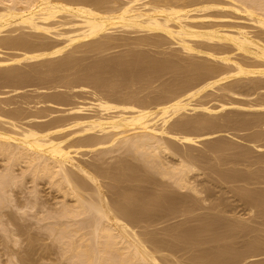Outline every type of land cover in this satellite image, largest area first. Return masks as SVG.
<instances>
[{"label":"bare ground","instance_id":"6f19581e","mask_svg":"<svg viewBox=\"0 0 264 264\" xmlns=\"http://www.w3.org/2000/svg\"><path fill=\"white\" fill-rule=\"evenodd\" d=\"M124 33L131 34L129 39L140 33L138 39L132 37L136 44L169 42L188 60L173 62L169 56L165 64L144 53L127 52L107 62L85 64L76 55L126 44ZM168 66L169 78L165 76ZM72 75L78 78L70 80ZM163 77L168 79L165 90L157 95L142 97V91L128 90L131 82L143 85L140 90L155 78L166 80ZM76 81L81 89L86 85L99 90H87L93 95L89 104L78 99L74 103L76 92L75 99L67 92L35 97L19 93L30 86H36L35 91L63 86L70 90ZM1 87L11 89L4 91L7 94L18 92L12 101L11 97L0 100V160L5 161L4 169L0 168V211L14 202L13 193L20 191L16 190L23 179L30 178L34 188L35 201L24 204L27 208L38 203L44 208L47 202L40 204L43 200L36 188L42 183L50 186L55 191L53 208L48 214L40 212L52 220L46 221L48 227L57 228L55 238L64 240L78 264H167L169 254H163L167 260L159 254H173L177 245L167 241L171 247L165 246L166 242L155 240L159 229L156 236L145 229L203 221L196 212L218 210L225 200L214 204L210 200L208 206L199 202L208 201L202 195L212 193L210 189L217 195L243 187L236 200L244 206L234 201L236 206L231 207L228 200L230 205L224 203L222 210L242 207L264 217V0H0ZM210 90L234 98L219 99L217 107L197 100ZM46 103L55 109L39 106ZM62 106L66 108L58 109ZM228 109L238 111L233 112L237 115L214 118L216 112ZM233 130L251 131L244 136L247 144L239 145L241 151L236 153L237 144L222 139L237 137ZM56 193L61 200L55 201ZM220 216L209 215L214 219L206 222L216 225L213 222H221ZM181 231L174 237L184 236ZM256 248L250 256L258 255ZM229 255L225 256L230 261L234 255Z\"/></svg>","mask_w":264,"mask_h":264},{"label":"rangeland","instance_id":"374dc122","mask_svg":"<svg viewBox=\"0 0 264 264\" xmlns=\"http://www.w3.org/2000/svg\"><path fill=\"white\" fill-rule=\"evenodd\" d=\"M118 34V33H117ZM129 34V33H128ZM127 33L125 34L124 33V35L123 36H127V41L126 42H128L129 43V41L131 42V43H133V44H131V45H129L128 43H126V44H121V45H118V46H116V47H114V48H112V49H110V50H108V51H105V52H99V51H89V52H77L76 53V55H78V56H80V57H82L83 58V63H85V64H90V63H92L93 61H95V60H103L104 62H107V60L108 59H110V58H113L114 56H120V55H123V54H126L127 52H136V53H144V54H146L147 56H150V57H148L150 60H154L155 59V61L157 62V60H158V62H164L165 63V61H167L168 63L170 62L169 61V59L168 58H170L171 56H175L176 57V59L174 60V58L173 57H171V60L174 62V61H176V60H180V61H182V62H185L186 61V58H187V60H188V57H187V55L185 54V53H182L180 50H179V47H177L176 45H172L171 43H169V42H167V43H164V44H161L162 46H160V45H155V46H153V45H141V44H136L137 43V40H135V39H138L140 36H141V34L139 33V37H137L138 36V34H136V35H134V34H132V36H131V38L129 39V36L131 35H128ZM118 35H122V34H118ZM144 36H148V35H145V34H143ZM134 36V38L135 39H132V37ZM153 38H155V39H158V37L156 38V37H153ZM129 40V41H128ZM131 40H135L134 42H132ZM128 44V45H127ZM157 46V47H156ZM160 46V47H159ZM178 50V51H177ZM73 51H75V50H73ZM172 52V53H171ZM168 53H170L169 55H168ZM175 53V54H174ZM177 53V54H176ZM179 54V55H178ZM165 55H167V56H165ZM178 55V56H177ZM182 57H181V56ZM170 56V57H169ZM164 57H166V59H168V60H166V59H164ZM180 59H179V58ZM185 57V58H184ZM160 58L162 59V60H164V61H162V60H160ZM183 58H184V60H183ZM88 62V63H87ZM165 63V64H168V63ZM164 63H162V64H164ZM25 68H28V67H25ZM77 68H79V67H77ZM167 70V71H166ZM165 71H166V74L167 75H165L166 77L168 76V78L170 77V72H168V71H170V68H169V66L165 69ZM82 74L81 75H84L85 74V71H80ZM79 72V73H80ZM169 74H168V73ZM84 73V74H83ZM165 74V73H164ZM81 75H79V76H81ZM76 77L77 75H72V77ZM71 76H70V80H75V79H77L78 77H74V78H72ZM166 77L164 78L163 77V80L164 79H166ZM168 79H166V80H164V81H162V80H158V79H153L152 81H151V83L152 84H150L149 83V85H148V87L146 88V87H143L144 89H140L139 90V88H142V86H140L137 82H131V84H134L132 87H131V84L129 83L128 85H130V86H128V88H130V89H128L129 91H135V89L137 90V91H139V92H141L140 93V95L142 96V97H145V96H148V95H151V96H154V94L155 95H157L156 93H161L160 91H162V92H164V88H165V84H163L165 81H167ZM154 81V82H153ZM162 81V82H161ZM81 83V81H79V84ZM75 84V83H74ZM136 84H138L137 86H136ZM162 84L164 85V87L162 86ZM76 85H78V82L76 81ZM74 86V88L72 89V88H70V90H72V91H70L69 90V88L68 87H66V88H64V86L63 87H57L56 89L55 88H43V89H40V90H34L33 88L34 87H36V86H30V87H28V88H25V90L23 89V91L21 90L19 93L22 95V96H30V97H35V96H37L39 93L40 94H42V95H46V93H47V95H55L56 93H61V94H65L66 92V95H68V96H70V95H72V96H70V97H73V99H75L77 96V98H76V101L75 100H73L72 98V100L74 101V103L75 102H78V100H81V103H83V104H89V102H90V98L91 99H93V95H90V94H92V93H89V91H87L88 89L89 90H95V91H97V88H95L94 86H84L83 85V87H85V88H80V87H82V85H78V86ZM147 86V85H146ZM86 87H88V88H86ZM139 87V88H138ZM163 87V88H162ZM4 88V89H3ZM5 88H7V89H5ZM92 88H94V89H92ZM138 88V89H137ZM1 90H0V100H5V101H7V99H10L9 97H11V101L12 100H14L15 98H12L13 96H15L16 94H17V92H11V93H5L4 91H10L11 89L9 88V90H8V87H1L0 88ZM84 89V90H83ZM46 90V91H45ZM69 90V91H68ZM81 90H83V91H81ZM25 91V92H24ZM35 91V92H34ZM90 91V92H91ZM99 91V90H98ZM97 91V92H98ZM30 92V93H29ZM36 92H38V93H36ZM76 92V94L75 95H77V96H75L74 95V93ZM209 92V91H208ZM208 92H206V94H208ZM211 92V93H210ZM210 92H209V94L208 95H206L205 93L203 94V96L202 97H198L197 98V100H202L203 99V101L204 102H207V101H210V102H207L208 103V105H214L213 107H217L218 106V100L220 99V101H223L222 99H224V101L226 100V101H229L228 99H233L234 97H223V95H222V97H221V94H222V92H220V91H212V90H210ZM2 93L3 94H7V95H2ZM45 93V94H44ZM49 93V94H48ZM51 93V94H50ZM55 93V94H54ZM69 93V94H68ZM71 93H73V94H71ZM35 94V95H34ZM107 94V93H106ZM57 95V94H56ZM144 95V96H143ZM5 96H8V97H5ZM4 97H5V99H4ZM2 98V99H1ZM70 99V102H73L72 100ZM78 99V100H77ZM9 101V100H8ZM218 101V102H217ZM80 102V101H79ZM218 103V104H217ZM51 106H52V104H50ZM49 105V103L47 104H40L39 106H47L48 108H46L47 110H49V109H51L52 107H53V109H55V107L54 106H50ZM58 105H56V107H57ZM60 107H61V105H59ZM64 106V105H63ZM62 106V108H60V107H58V109H64V108H66V106L65 107H63ZM50 107V108H49ZM57 109V108H56ZM242 111V110H241ZM199 113H201V111H198ZM219 112H221V111H219ZM219 112H216L217 114L216 115H214V118L215 119H219V118H221V117H223V116H225V115H232V116H234L235 114L237 115V113H234V115H233V112H238V111H229V109H228V111L226 112V111H222V113L221 114H219ZM232 112V113H231ZM226 113H228V114H226ZM230 113V114H229ZM202 114V113H201ZM223 114V115H222ZM225 114V115H224ZM217 115H218V118H217ZM220 115V116H219ZM234 131V130H233ZM237 131V130H236ZM236 131H234L232 134L233 135H235V136H237V137H235L234 138V136H232L231 137V135H229V137L228 136H226L225 135V137L224 138H222V139H225L227 142H230V143H235V145L234 146H236V144H237V148L234 150V153H236V152H238V150L239 151H241V148L242 147H240V146H243V145H246L247 143H245L246 141L244 140V136H245V133H246V135L247 134H249V132L251 133V131H244V130H238L237 132ZM242 137V138H241ZM237 138V139H236ZM239 138V139H238ZM241 138V139H240ZM228 139L230 140V141H228ZM221 140V139H220ZM220 140H218V141H220ZM244 141V142H243ZM215 142H217V141H215ZM232 143V144H233ZM240 145V146H239ZM202 148V147H201ZM237 150V151H236ZM223 156V154L221 155V157ZM1 157V156H0ZM86 158V157H85ZM2 159H3V157H2ZM5 161H3L2 162V160H0V168L3 170L4 168V165H5V163H4ZM0 169V172L2 171ZM217 175V174H216ZM216 175H213L212 177H214V178H216V179H218L219 178V176H216ZM202 177H207L206 175H204V176H202ZM29 179L30 178H26V179H23V181H22V184L20 183V189H17L16 191H18V190H20V191H18V192H15V194L13 193V195H14V198H15V200L17 201V202H19L20 203V205H22L21 207H19L20 205H19V203H16V201L14 200V202H11L10 204L8 203V205H7V208H5V209H3V210H1L0 212H5V213H7V214H3V213H0V264H76L75 263V261H76V259L74 258V257H72L73 255H72V250L70 251V250H68V248H67V246H66V244L64 243V240H62L61 238H60V236H59V238H55L56 236L55 235H58L57 234V228L55 229V227L53 228V226H50V227H52L53 229H51L50 227H48V225H51V224H47V222L48 223H51V221L52 220H50V219H48V218H46V214H44V216H43V214L40 212V211H42L43 213L45 212V213H49V211L51 210L50 208H53V207H51V206H53V204H54V199H53V201H52V199L51 198H54V196H55V194L52 196V194H53V192H55L54 191V189H51L50 188V186H46V184L44 185L42 182H40V185H41V183H42V185L38 188H36L37 190H36V192L37 193H40L39 195L42 197V200L43 201H39L40 202V204H42L43 202L46 204V202H47V204L49 205V203H51V202H53V204L51 203L50 204V207L49 206H46V205H44L45 207L43 208V204L42 205H39V203L37 204L39 207H41V208H43V210H40L39 208H38V206L36 205V207L35 208H27L24 204H28V202L30 201H35L34 199H35V196H34V193H33V184H32V182H30L29 181ZM220 179V178H219ZM24 182V183H23ZM111 183H113V182H111ZM25 186H24V185ZM239 185V184H238ZM27 186V187H26ZM264 186V185H263ZM22 187V188H21ZM258 187H260V185H257V188ZM28 188V189H27ZM234 188V187H233ZM235 188H238V187H235ZM234 188V189H235ZM243 187H240V188H238V189H240V191L238 190H236L237 192H233V190L231 191L230 190V192L227 190L228 188H226V190L227 191H224V190H222V192H224L223 194H222V192H220V191H216L215 193H217V192H220V194L218 193L217 195H214V192L212 191L213 189H210L211 190V192L212 193H209L208 191L206 192V193H203V195H202V198H204V197H206L207 198V202H204L203 200H198L199 202H201V203H207V204H205V205H211L212 203L214 204V202H216L217 203V201L218 200H222L223 201V199H225L224 200V202H223V204L225 203L226 205H230L231 207L233 206V207H235L236 205L237 206H240V204H241V206H244V204H243V202L242 201H240L239 202V200H236V199H239L238 198V195L240 194H242L245 190L243 189L242 191H241V189H242ZM22 189V190H21ZM114 190L116 189V188H113ZM218 189V188H217ZM25 190V191H24ZM30 190V191H29ZM32 190V191H31ZM38 190H39V192H38ZM117 190V189H116ZM234 190V191H235ZM41 191V192H40ZM20 192V193H19ZM22 192V193H21ZM31 194H30V193ZM226 192H229V193H227L226 194ZM241 192V193H240ZM209 193V194H208ZM237 193V194H236ZM29 194H30V197H29ZM57 195L59 194V193H56ZM204 194H205V196H204ZM210 196H212V195H214L213 197H214V199H213V197H207L208 195ZM56 195V196H57ZM221 195L223 196L224 195V197H221ZM234 197V196H237V198H232L231 199V197L232 196ZM17 196V197H16ZM27 196V197H26ZM204 196V197H203ZM216 196V197H215ZM218 196H220L222 199H220V197L219 198H217ZM229 196H231L230 197V199H229ZM59 197H62L60 194L58 195V197H56L55 198V201H57V199L58 200H61ZM227 197V198H226ZM18 198L20 199V200H18ZM26 198H28V201H27V199ZM47 198L48 199H50V200H47ZM119 199L117 196H115V199ZM199 198H201V197H199ZM201 198V199H202ZM210 198V199H209ZM45 199V200H44ZM216 199V200H215ZM235 199V200H234ZM210 200H212V203H211V201ZM228 200H229V202H231L230 204L228 203L227 204V202H228ZM232 200V201H231ZM22 201V202H21ZM222 201H219L218 203H221ZM227 201V202H226ZM234 201H237V203L236 202H234ZM232 202H233V204H232ZM240 204H239V203ZM15 203H16V205H15ZM215 203V204H216ZM235 203H236V205H235ZM223 204L221 203V205H222V207L220 206L219 208H218V210L217 209H215V211H213V210H211V211H207L206 209L205 210H201V212H200V214L203 212L204 214H206L205 215V217L203 216V214H199L198 215V213L196 212L195 213V216L197 215V218L198 217H200V218H202L203 219V221L201 220V219H199L198 218V220H195L193 223L195 224V225H193V223L192 222H187V224L189 225V227L190 228H188L187 227V224L186 223H181L180 225L178 224V226H177V224H173L174 226H168L169 224H160L159 226H157V229H156V227H148V228H146L145 230H147V229H149L148 230V232H150L151 230L153 231V229H154V231L152 232H150V233H153L155 236L156 235H158L159 233H157V231H159L161 234H159L158 236H156V238H155V240L157 241H161V244H162V241L163 242H166L167 243V241H168V243H172L173 242V244L175 243L176 245H177V247L176 248H178L177 250H176V248L175 249H173L174 250V252H173V254L176 256V257H174V255L170 252V251H165V252H162V253H160L159 254V256L161 255V256H163L164 257V260H167V259H169V260H167L166 262H168L167 264H171L172 263V261L171 260H173V261H175V263H178L180 260L182 261L180 264H201V261H202V263L203 262H205V263H203V264H207L206 262H210V264L212 263V264H217L218 262H222V260L225 258V257H227V261H224L223 260V262H225V264H227L226 262H229V263H231L232 264V262L234 261V258L233 257H235L236 259L235 260H243L244 258V262H240L241 264L243 263V264H262L261 262H263V264H264V217H262V216H260V214H258L259 216H256V215H254L255 214V212L253 211L252 213L251 212H249V211H247V210H243L242 209V207L241 208H237L236 210H234V211H227V210H222V208H223ZM224 204V205H225ZM239 204V205H238ZM10 205H12L11 207H10ZM18 205V206H17ZM9 206V207H8ZM15 206V207H14ZM17 206V207H16ZM27 209H25V208ZM48 207V208H47ZM21 208H24V209H21ZM221 208V209H220ZM32 209V210H31ZM34 209H39L38 211L37 210H34ZM45 209H46V211H45ZM50 209V210H49ZM5 210V211H4ZM26 210V211H25ZM200 211V210H199ZM206 211V212H205ZM222 211V212H221ZM223 211H225V212H223ZM245 211H247V212H245ZM209 212V213H208ZM40 213V214H39ZM208 213V214H207ZM252 214L253 215V217L252 216H250L249 217V215L248 214ZM258 213V212H257ZM9 214H10V216H9ZM216 214V215H215ZM219 214V215H218ZM250 214V215H251ZM43 216V219L41 218L42 216ZM46 215V216H45ZM211 216V215H213V217L214 218H217L218 216H220L219 217V219H220V221L221 222H223L224 223V225H222V223L221 222H213V223H216V225H214V224H211V223H207L208 221H212V219H214L213 217H212V219L211 218H209L208 216ZM218 215V216H217ZM223 215V216H222ZM16 218V219H14V217ZM202 216V217H201ZM215 216H217V217H215ZM255 216L257 217V219L255 218ZM10 217L11 218H13L12 220H9L10 219ZM47 219H45V218ZM224 217V218H223ZM227 218V220L229 221H227V220H225L226 218ZM209 219V220H207V219ZM222 218V219H221ZM234 218V219H233ZM249 218H252V219H249ZM256 220H255V219ZM259 218V219H258ZM205 219V220H204ZM211 219V220H210ZM232 219V220H231ZM240 219V220H239ZM16 220V221H15ZM199 220H201V221H199ZM206 220H207V222H206ZM223 220V221H222ZM238 220V221H237ZM2 221V222H1ZM18 221V222H17ZM47 221V222H46ZM50 221V222H49ZM196 221H198V222H196ZM227 223H229V224H227ZM233 222L234 221V223L232 224L231 222ZM16 222V223H15ZM240 222V223H239ZM203 223V224H202ZM204 223H207V224H209L210 226H206V224H204ZM219 223H221L220 225H222V226H220V225H218ZM245 225H244V224ZM5 224V225H4ZM192 224V225H191ZM197 224V225H196ZM201 224V225H200ZM233 226H232V225ZM163 225V226H162ZM171 225V224H170ZM187 227V228H185V226ZM193 226V228L195 229V231H194V229H192V227L191 226ZM204 225V226H203ZM218 225V226H217ZM225 225H227L228 226V229H227V226H225ZM234 225L236 226H239V227H241L242 228V230L244 229V231L243 232H241L240 230H241V228H239V227H237L238 229L236 230V229H234ZM242 225H244V226H242ZM5 226V227H4ZM169 228H168V227ZM48 227V228H47ZM158 227H160V228H158ZM162 227H163V229H162ZM177 227V228H176ZM185 228V229H182V228ZM205 227H207V232H206V228ZM213 227H215V229L213 228ZM219 227V228H218ZM51 230H50V229ZM152 228V229H151ZM212 230H211V229ZM234 229V231H232V229ZM159 229V230H158ZM182 230L181 231V233L184 235V236H182V235H180V237L179 236H176V237H174L175 235L174 234H177V235H179L180 234V230ZM186 229H190L191 231H192V233L193 232H195V233H193V235L191 236V234L192 233H190L189 231L190 230H187L186 231ZM19 230H20V232H19ZM54 230V232H51V231H53ZM55 230H56V232H55ZM164 230H168V232H163ZM171 230V231H170ZM176 230V231H175ZM179 230V231H178ZM183 230H185V233L183 232ZM205 230V231H204ZM212 232H211V231ZM213 230H214V232H213ZM215 231H216V234H215ZM235 231H238V232H235ZM248 231V232H247ZM163 232V233H162ZM179 232V233H178ZM197 232V233H196ZM251 232V233H250ZM51 233H53V235L51 234ZM165 233H167V234H165ZM171 233V234H170ZM210 233H212V234H210ZM236 233V234H235ZM239 233V234H238ZM257 233V234H256ZM51 234V235H50ZM170 234V235H169ZM213 234H215L216 235V237H215V235H213ZM49 235V236H48ZM165 236L166 238H164L163 236ZM169 235V236H168ZM173 235V236H172ZM187 236V238H186V236ZM237 235V236H236ZM182 236V237H181ZM190 236V237H189ZM29 237V238H28ZM58 237V236H57ZM161 237H163V238H161ZM167 237H171V238H167ZM172 237H174V238H172ZM157 238H159V239H157ZM175 238H180V241H182V240H184L183 242H178L179 240L178 239H175ZM252 238V239H251ZM57 239H60L59 241H62V244H61V242L59 243V241L57 240ZM162 239V240H161ZM167 239H169V240H167ZM55 240V241H54ZM186 240V241H185ZM157 241V242H158ZM176 241V242H175ZM254 241H256V242H258V243H256V242H254ZM64 243V244H63ZM164 244L163 243V245H165V246H170L171 244ZM187 243V244H186ZM254 243V244H253ZM255 243H256V245H255ZM172 244V245H173ZM64 245V246H63ZM176 245H174L173 246V248L176 246ZM251 245H254V247H252ZM260 245H261V247H260ZM251 246V247H250ZM256 246H257V248H258V250H256V251H258L257 253H258V255L257 254H255L254 256H250L251 254H253L254 252H253V250H254V248H256ZM171 247V246H170ZM227 247V250H229L230 251V253L228 252V254H226L225 252H227L226 251V248ZM250 247V248H249ZM179 248H181V249H179ZM225 250H224V249ZM256 248V249H257ZM63 249V250H62ZM67 249V250H66ZM222 249H223V251H224V253H225V255H229V256H231V254L232 255H234L232 258H229L230 259V261L228 260V256H225L224 254H223V251H222ZM238 249V251H236ZM248 249H250V250H248ZM262 249V250H261ZM179 250V251H178ZM181 250V251H180ZM64 251H66L65 252V254L66 255H69V256H66V255H64L63 254V252ZM70 251V252H69ZM176 251V252H175ZM192 251V252H191ZM205 251V252H204ZM250 251V252H249ZM255 251V250H254ZM168 252V253H167ZM170 252V253H169ZM188 252V253H187ZM220 252H222V253H220ZM234 252V253H233ZM238 252H239V254H238ZM245 253V254H247V255H245V254H243V253ZM248 252V253H247ZM177 253V254H176ZM260 253V254H259ZM163 254H166V256H167V254H169L168 256H170L171 257V255H172V257H174V258H168V256H167V259H165V256L163 255ZM191 254V255H190ZM205 254H207L208 256H209V258H207V257H205L204 255ZM218 254H221V255H218ZM236 254H238V256H236ZM242 254V255H241ZM222 255H224V256H222ZM241 255V259L240 258H238L239 256ZM247 256L248 258L246 259V257H242V256ZM201 256H204L203 258L201 257ZM214 256H222V258L221 257H219V259H221V260H214V259H218V258H214ZM178 257V258H177ZM69 258V259H68ZM75 260H73V259ZM209 259V261L207 260V259ZM203 259H204V261H203ZM231 259H233V260H231ZM201 260V261H200ZM207 260V261H206ZM238 260L237 261H234V263L235 262H238ZM169 261H170V263H169ZM178 261V262H177ZM214 261L216 262V263H214ZM77 262V261H76ZM223 262L222 263H219V264H223ZM228 263V264H229ZM233 263V264H234ZM77 264H78V262H77Z\"/></svg>","mask_w":264,"mask_h":264}]
</instances>
